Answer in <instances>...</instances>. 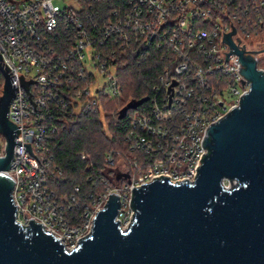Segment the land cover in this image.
I'll return each instance as SVG.
<instances>
[{
  "label": "built area",
  "instance_id": "1",
  "mask_svg": "<svg viewBox=\"0 0 264 264\" xmlns=\"http://www.w3.org/2000/svg\"><path fill=\"white\" fill-rule=\"evenodd\" d=\"M73 1L76 8L59 10L53 0H0V63L16 88L7 117L18 129L9 168L1 172L14 181L16 221L24 226L39 222L68 251L90 232L108 194L118 196L116 220L124 231L134 213L133 186L161 174L172 182L194 181L199 160L207 154L201 144L209 125L237 107L250 85L239 72L238 55L222 42L224 34L234 27L233 42L254 51L246 33L249 21L243 23L237 14L264 10V0L233 9L227 6L233 0ZM153 55L166 65L152 87L148 110L129 116L131 149L150 159L142 166L134 160L130 172L122 160L112 168L109 154L105 162L110 169L104 173L110 186L91 194V202L83 204L78 221L71 224L66 210L80 189L58 196L49 185L52 119L96 108L100 94L120 96L119 68ZM254 57L258 62V55ZM96 74L107 81L92 93ZM21 78L31 82L28 90ZM4 154L1 135L0 157Z\"/></svg>",
  "mask_w": 264,
  "mask_h": 264
},
{
  "label": "water",
  "instance_id": "2",
  "mask_svg": "<svg viewBox=\"0 0 264 264\" xmlns=\"http://www.w3.org/2000/svg\"><path fill=\"white\" fill-rule=\"evenodd\" d=\"M232 29L222 42L238 55L250 85L237 107L209 125L194 181L161 174L133 186L134 213L124 231L116 220L118 196L108 194L90 232L69 251L39 222L15 219L14 181L1 171L9 168L18 134L7 117L16 88L0 63V264H264V70L258 51L233 42ZM30 83L21 78L26 90ZM146 100L124 107L120 117Z\"/></svg>",
  "mask_w": 264,
  "mask_h": 264
},
{
  "label": "trees",
  "instance_id": "3",
  "mask_svg": "<svg viewBox=\"0 0 264 264\" xmlns=\"http://www.w3.org/2000/svg\"><path fill=\"white\" fill-rule=\"evenodd\" d=\"M117 0H111L115 4ZM250 0H233L227 6L230 9L244 6ZM243 23L249 21L246 33L251 45L264 41V10H252L237 14ZM238 28V23L232 21ZM166 65L164 61L153 55L141 62L129 61L123 64L117 72V83L121 95L110 97L100 94L97 107L82 110L71 116L58 115L52 119L55 129L49 133L48 162L53 176L49 185L55 193L71 195L78 186L75 202L66 215L71 224L78 221L83 204L90 203L92 194L96 196L110 186L104 171L108 168L105 158L111 154L112 168L122 160L128 171H132V162L136 160L140 166L150 159L144 152L131 149L129 116L148 110L153 97L152 87L156 77ZM258 68H264V58L258 59ZM3 77L0 73V89ZM213 83V79L210 80ZM136 109H128L120 117L124 107L139 102ZM85 155L87 158H82ZM88 167V168H87ZM111 168V169H112ZM55 169V170H53Z\"/></svg>",
  "mask_w": 264,
  "mask_h": 264
},
{
  "label": "rangeland",
  "instance_id": "4",
  "mask_svg": "<svg viewBox=\"0 0 264 264\" xmlns=\"http://www.w3.org/2000/svg\"><path fill=\"white\" fill-rule=\"evenodd\" d=\"M53 4L59 10L63 9L64 7L76 8V4L73 0H53ZM249 47L253 48L254 51H258V53L256 54L258 55V57L264 58V41L262 43H254L251 46L249 45ZM106 81L107 78L101 77L100 75L96 74V82L90 87V91L93 93L97 87L102 86ZM1 135L2 134H0V137Z\"/></svg>",
  "mask_w": 264,
  "mask_h": 264
}]
</instances>
